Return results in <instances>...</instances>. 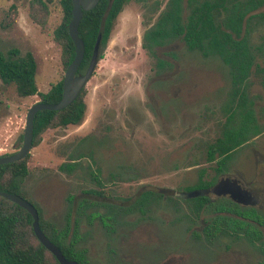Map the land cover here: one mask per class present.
<instances>
[{
  "label": "rangeland",
  "instance_id": "obj_1",
  "mask_svg": "<svg viewBox=\"0 0 264 264\" xmlns=\"http://www.w3.org/2000/svg\"><path fill=\"white\" fill-rule=\"evenodd\" d=\"M166 2L129 0L124 4L102 57L85 85L84 119L78 125L48 128L40 143L32 147L27 163L29 173L22 184L24 194H20L40 208L45 220L61 227L68 217L71 222L76 219L71 209L78 202L79 191L95 189L82 176L93 165L86 154L89 151L97 152V166L101 169L117 167L130 154L136 158L134 165L147 168L144 182L148 186L192 179L197 169L213 172L215 163L205 160L200 143L219 133L220 104L228 88L225 65L217 57H204L196 50H188L182 39H174L155 49L156 55L169 64L157 70L155 58L141 43L144 30ZM62 15L60 0H0V50L17 47L32 52L41 92L64 75L61 45L53 37ZM251 78L249 91L262 131L256 142L238 151L233 168L264 200V163L259 161L264 158V92L259 76L253 73ZM38 101L37 95L19 97L12 83L0 80V156L19 149L27 110ZM102 135L104 141L99 142ZM77 157L72 172L59 169L60 164ZM190 161L196 165H189ZM175 167L179 169L172 171ZM126 189L122 185L117 193ZM79 230L89 232L80 235V245L89 256L100 254L97 229L84 224ZM164 233L171 238L172 245H181L183 238L178 229L167 227ZM145 253L154 254L148 249ZM206 257L193 252L190 256H178L175 262L189 264L191 258L193 264H222V259L229 264L236 260L247 264L260 258L255 255L250 260L249 256L224 254L208 263Z\"/></svg>",
  "mask_w": 264,
  "mask_h": 264
},
{
  "label": "trees",
  "instance_id": "obj_2",
  "mask_svg": "<svg viewBox=\"0 0 264 264\" xmlns=\"http://www.w3.org/2000/svg\"><path fill=\"white\" fill-rule=\"evenodd\" d=\"M128 1L99 0L95 7L83 12L78 31L84 43V56L77 74L85 72L100 31L98 60L102 57L114 21ZM60 5L63 15L53 37L61 45V61L66 69L75 54L68 33L72 2L60 0ZM174 39H182L188 50H196L204 57H217L225 65L229 88L223 107L226 118L218 138L209 144L208 153L210 159L214 158V153L228 159L247 139L262 131L249 89L251 75L255 73L264 92V0H167L154 22L144 30L141 43L155 58L157 70L169 64L156 55L155 49ZM35 75L36 61L31 51L17 47L0 50V80L3 83H12L19 97L37 95L39 101L57 102L62 95V79L41 92ZM84 93L85 87L63 109H44L35 114L32 146L40 143L42 133L48 128H64L82 122L86 110ZM28 158L29 154L0 165V190L23 193L22 184L29 173ZM77 160L78 157L62 163L59 169L72 172ZM33 205L38 211L41 230L63 255L80 264H89L86 248L80 245L78 202L71 209L76 219L71 222L68 217L61 227L45 220L40 208ZM0 264H60L35 236L30 213L1 196Z\"/></svg>",
  "mask_w": 264,
  "mask_h": 264
},
{
  "label": "flooded vegetation",
  "instance_id": "obj_3",
  "mask_svg": "<svg viewBox=\"0 0 264 264\" xmlns=\"http://www.w3.org/2000/svg\"><path fill=\"white\" fill-rule=\"evenodd\" d=\"M228 92L229 88L220 104L222 121L219 132L226 118L223 107ZM218 135L200 143L205 150V160L215 163L213 172L204 168L197 169L194 178L181 179L173 185L148 186L144 182L147 168L145 165H134L132 161L136 158L130 154H126L117 167L101 169L97 166V152L86 153L93 165L87 169L89 173H83L82 176L89 179L95 189L79 191L78 227L84 224L94 226L100 241V254L97 256L90 257L86 249L87 263L176 264L178 256H190L196 252L197 255H207L204 259L208 263L215 262L217 256L227 254L249 256L250 260L259 255L257 261L253 258L247 264H264V200L233 168V160L238 151L256 142L259 134L247 139L228 159H223L217 153L210 159L209 144ZM101 141H104V136ZM259 161L264 163V158L261 157ZM189 165L194 167L196 164L190 161ZM178 169L175 167L172 171ZM99 177L106 182L103 183ZM122 185L127 189L117 193ZM104 186L107 193L103 190ZM115 186L117 189H111ZM238 189L243 197L233 198L237 196ZM210 190L214 191L202 194ZM185 193L194 195L181 196ZM167 227L180 231L183 238L181 245L170 243L171 238L164 233ZM87 233V230L80 231V235ZM146 249L154 254L146 255ZM192 261L189 258V264H193ZM224 261L222 259V264H229V261ZM234 264L242 262L236 260Z\"/></svg>",
  "mask_w": 264,
  "mask_h": 264
},
{
  "label": "water",
  "instance_id": "obj_4",
  "mask_svg": "<svg viewBox=\"0 0 264 264\" xmlns=\"http://www.w3.org/2000/svg\"><path fill=\"white\" fill-rule=\"evenodd\" d=\"M71 19L68 23V33L74 44V57L70 64L64 71L62 78V95L57 102L46 103L38 101L29 107L25 117V126L22 133V142L19 149L11 154L0 156V165L4 163H10L17 161L25 157L30 153L32 149V139H33V120L35 114L40 110H60L67 107L71 102H73L81 90L85 87L86 83L93 75V71L98 62V52L101 44V31L96 37L94 43L93 51L87 68L84 73L77 74V69L84 56V43L79 36L78 26L84 11H88L96 6L99 0H71ZM219 189V188H218ZM217 189V190H218ZM221 189V187H220ZM212 191H205L202 194H211ZM238 191V193H237ZM235 191L237 196L233 198L240 199L243 197L242 192L238 189ZM220 192V191H217ZM214 193V192H213ZM216 195V193H214ZM194 195L193 193L181 194L183 197H188ZM0 196L17 204L18 206L24 208L32 217V228L35 236L39 242L48 249L57 259L60 264H80L77 261L67 259L60 248L56 246L41 230L39 226V215L36 207L29 200L25 199L20 194L14 192H7L0 190Z\"/></svg>",
  "mask_w": 264,
  "mask_h": 264
}]
</instances>
